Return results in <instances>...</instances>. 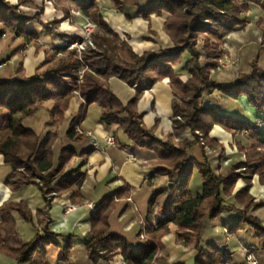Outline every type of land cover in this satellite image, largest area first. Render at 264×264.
<instances>
[{"label":"trees","instance_id":"trees-1","mask_svg":"<svg viewBox=\"0 0 264 264\" xmlns=\"http://www.w3.org/2000/svg\"><path fill=\"white\" fill-rule=\"evenodd\" d=\"M139 1L114 0V7L121 10L138 5ZM27 2L31 0H19L18 4L0 0V22L11 26L23 39L21 47L38 45V34L33 27L35 22L66 44L53 50L46 49V59L33 78L20 73L0 79V154L11 169L5 183L14 192L29 185L38 186L46 208L39 209L37 214L43 217L47 212L48 218L44 223V233H37L19 245L0 239V251L14 258L17 264H48V247L61 246L60 234L48 227L52 222L49 211L59 195L71 192L73 202L78 201L76 197L85 179V175L78 171L86 163L87 155L95 150L89 144L90 137L78 128H81L87 109L93 103L101 106L100 120L106 126L119 125L135 146L157 154L159 163L168 166L159 172L169 175L173 186L170 187L171 198L158 210L163 218L153 217L159 192L151 197L146 224L141 230L145 229L147 241L138 248L125 236L111 231L110 218L117 207L116 199L123 196L127 187L121 186L106 194L93 211L91 229L87 233L86 248L92 264H107L118 254H122L128 264H155L161 238L171 222L179 226L178 238L197 249L195 264L230 263L227 248L213 246L203 249L201 244L206 221L232 210L238 211L241 219L229 227V233L235 232L242 222H247L260 238L256 250L263 248L264 223L249 214L252 209L264 205L263 201H255L250 193L255 175L264 184V125L260 124L263 120L254 122L239 117L213 104L207 96L217 91L233 101L244 96L250 105L264 112V67L258 64L257 59L250 70L233 83H222L212 77V71L225 54L223 40L230 32L248 23L246 14L253 5L264 10V0H159L141 13L146 18L152 13L166 11L170 14L164 30L172 45L142 54L135 52L129 42L111 28L97 0H54L57 9L64 12V18L80 11L96 26L91 33L94 47L83 50L81 54L69 46L83 41L84 36L71 37L58 30L61 19L44 22V6L38 7V13L20 9ZM200 36L205 39L203 46L198 44ZM2 63L0 61V65ZM184 71L189 75L187 80L181 78ZM112 77L134 87L135 95L124 101L115 92L110 81ZM168 77L175 94L172 105L174 132L172 138L165 140L145 124L138 103L145 90ZM75 97H81L79 112L71 118L64 135L58 130L38 132L26 124V120L34 118L42 109L43 102L48 100L53 102L50 115L62 123ZM216 125L233 133L234 137L243 136V139L235 138V141L238 151L245 154V160L234 164L226 175L215 170L206 151L208 145L220 146L222 153L219 158L225 155L224 147L210 136ZM186 130H190L195 139L175 142L174 136H180ZM194 144L201 146L203 160L200 162L191 158L190 148ZM78 155L83 160L73 166L72 159ZM195 168L202 179V188L193 195L190 184ZM177 173L180 174L178 179L175 178ZM239 179H244L247 186L234 193ZM230 196H234L244 208L228 204L226 197ZM15 213L27 221L33 218L27 202L3 203L0 206V230L8 237L17 234ZM41 221L43 223L44 220ZM70 253L71 245L64 247L61 259L67 260Z\"/></svg>","mask_w":264,"mask_h":264},{"label":"crops","instance_id":"crops-1","mask_svg":"<svg viewBox=\"0 0 264 264\" xmlns=\"http://www.w3.org/2000/svg\"><path fill=\"white\" fill-rule=\"evenodd\" d=\"M10 1L14 4L19 3V0ZM31 1L36 7L44 6V13L42 14L44 22L50 23L54 19H61V25L58 30L65 32L71 37H83L82 25L84 23H90V21L82 12L74 11L71 16L64 18V12L57 9L54 0ZM97 2L105 20L111 28L118 33L122 39L127 40L135 52L142 54L145 51L170 47L172 45L170 36L164 30L165 21L170 14L164 11L162 14L152 13L149 18H146L141 13V10L151 7L158 3L159 0H140L138 5L126 6L121 10L114 7V0H97ZM253 6L264 12L259 6ZM36 7L22 5L24 11L26 10L27 12L35 11ZM260 21L261 19H259L257 23ZM252 25L253 23L249 21L246 25L241 26L247 29L242 39L245 41L244 43H246L244 46L250 47V49L254 47L253 45L258 46V40L262 37L264 30V27L258 29L257 26L256 30ZM33 27L38 34V45H27L30 52L26 57L25 73L23 74L27 78H33L37 70L41 68L46 59L47 48L53 50L57 46L66 44L65 41L51 35L42 24L35 22L33 23ZM250 27H252V29L249 30L248 28ZM143 33L148 34H146L145 38L139 39V35ZM233 39L237 40L236 38ZM168 42L171 44L166 46ZM259 45L261 46L262 44L260 43ZM32 47L34 48L33 50H31ZM36 53L39 55H36ZM2 64L5 65L7 62H3ZM19 64L20 62L14 66V72H18ZM19 74L18 72V75ZM9 77L13 76L9 74L5 78ZM188 77L189 75L185 71L181 75L182 80H187ZM212 77L219 82L228 84L238 79V76L235 77L232 71L225 73V71L215 70L212 72ZM110 81L115 92L124 101L129 100L135 95L136 89L122 79L112 77ZM217 92L207 96V99L211 100L213 104L216 103L220 105L223 110L239 117L249 118L254 122L264 120V112L261 113L250 105L246 97L243 96L239 100L233 101L229 97ZM174 98V90L171 80L168 77L158 81L151 88L145 90L138 103L139 111L144 114L145 124L149 128H154V133L165 140L172 138L174 132L172 120V105ZM47 102L53 103L51 100L45 101V103ZM80 103L81 97H75L71 101L70 107L65 113L66 119L60 123L62 125L59 131L62 135H64L68 129L71 118L78 114ZM47 115L50 116V112L43 106L34 119L36 118L35 120H37L38 123L42 122L46 125V123L51 122V117H47L49 120L44 121ZM101 115V106L98 103H93L89 105L86 118L81 125L83 130L94 132L99 138L101 148H95L91 154L87 155L86 163L78 171V173L85 175V179L76 197L78 199L76 202L78 206L77 209L65 214V203L73 202L74 199L72 198V193L69 192L67 196L64 195L63 197L57 198L53 202L54 207L49 211V217L52 223H56L60 228L58 230L72 233H70L71 236L67 238L64 236L65 240H60L61 246L51 245L48 247V264H92L88 258L86 243L87 233L91 229L92 214L95 209H92L88 204L92 202L97 205L102 198L112 190L121 186H125L128 189L121 198L116 199L118 202L117 207L110 218L111 231L125 236L131 243L132 241L129 239V235H135L137 241H139V244H137L135 248L143 246L147 241V239H142L139 234L143 228L141 219H146L148 215V204L153 194L159 192L154 206V211L157 212L159 207H162L172 196L170 190V187L173 186L170 185L172 182L171 177L159 172V170L168 168V166L159 163V157L154 151L135 146L131 138L119 125L113 124L106 126L100 120ZM27 122L28 119L26 120V123ZM29 126L32 127V125ZM42 126L41 128L43 131H49L48 128L45 130ZM109 135L115 137V145L107 144L106 138ZM210 136L223 144L226 149V155H224L222 159L219 158L220 152L217 148L214 149L212 154H208L215 170L222 175H226L234 164L244 160L238 155V147L235 141V138L243 139V136L237 135L234 137L233 133L226 131L219 125L214 126ZM184 139L193 141L195 138L190 130H186L180 136H174V140L177 142ZM89 144L93 145L91 137L89 138ZM190 155L194 162L203 160L200 144H194L190 148ZM81 160H83L81 156H75L72 159V165L75 166ZM10 172L11 169L5 164L4 156L0 154V206L5 202H17L20 199V190L14 192L5 183V179ZM179 177L180 174L177 173L175 178L178 179ZM246 186L247 182L244 179H239L234 193L244 189ZM201 188L202 179L198 170L195 168L190 189L192 194L195 195L201 191ZM250 193L255 197V201L264 202V184L260 182L258 175L253 177ZM226 202L236 205L239 209L244 208L242 204L236 202L234 196L226 197ZM51 214L57 219L56 222L52 219ZM249 214L260 218L264 223V205L257 209H252ZM15 216L18 225L22 218L18 213H15ZM240 219L241 216L236 210L227 211L216 218L208 219L203 230L201 247L203 249L213 246L227 248L231 264H245L246 259L242 252V248H258L260 238L256 230L247 222H242L235 232L225 233L224 228L229 229L232 224L240 221ZM154 220L155 218L151 221L153 222ZM79 226L83 227L82 237L84 236V238L82 241L80 240L81 242H78L82 243V245L77 247L76 245L78 243L75 241L76 237L73 232ZM55 228L56 227H54L53 230H55ZM167 228L166 234L161 238V248L159 249L158 259L155 261V264H187L189 261L195 264V258L198 254L197 249L193 245L187 244L178 238L177 230L179 226L176 223H169ZM22 236L23 234L18 230L15 236L10 237L6 236L4 232L0 230V239L9 240L11 243L27 241ZM24 237L30 239V237H26V235H24ZM68 245H71L70 256L67 260H62V251L64 247ZM256 253L259 257V264H264V247L256 250ZM0 264H17V261L0 251ZM107 264L128 263H126L122 254H118Z\"/></svg>","mask_w":264,"mask_h":264},{"label":"rangeland","instance_id":"rangeland-1","mask_svg":"<svg viewBox=\"0 0 264 264\" xmlns=\"http://www.w3.org/2000/svg\"><path fill=\"white\" fill-rule=\"evenodd\" d=\"M22 5L36 7V5L32 1L24 3ZM22 5L20 6V9L24 10L22 8ZM38 7L39 6L36 7L35 11H31L29 13H38V10H39ZM246 15H247L250 23H253V25H252L253 28H255L257 30V28L261 29L264 27V12L261 11L259 8L253 6L252 8L248 9ZM259 19H261V21L257 23V21ZM89 24L90 23H84L82 25L83 36H84V32H85V27ZM256 26H257V28H256ZM252 27H250L248 29L250 30V29H252ZM245 32H247L246 27L240 26V28L238 27L234 31L230 32L226 36V38L223 40L222 48L224 49L225 54L223 57L220 58L219 65L215 69L216 71H225V73L232 71V73L235 74V77L236 76L239 77L242 73H246L250 70V67H251V65L255 59L258 60L259 65L264 67V44L262 43L264 30L262 33V37H260V39L258 40V42H259L258 46L253 45L254 47L252 49H250V47L244 46L246 43H244L245 41H243L242 36L244 35ZM146 34H148V33H145V34L143 33V34L139 35L138 38L139 39L145 38ZM233 38H236L237 40H234ZM157 40H159V39H157ZM204 41H205V39L202 36H200L198 38L199 46H203ZM23 43H24L23 39L16 35L15 31L11 28V26H9L3 22H0V61L1 62H7V64H5V65L3 64L4 66L0 65V79L7 77L9 74H10V76L11 75L12 76H18V72L22 73V74L25 73L24 69H25L26 57L30 51H29V49H28L29 47L27 45H25L24 47H21L23 45ZM260 43L262 44L261 46L259 45ZM170 44L171 43L168 42V43H166V46H169ZM33 49L34 48L32 47L31 50H33ZM36 55H39V54L36 53ZM18 62H20L19 70H18V72L17 71L14 72L13 68H14V66L17 65ZM219 66H220V68H218ZM215 70H213V71H215ZM52 104L53 103H51V102H47V103L43 102L44 108H46L48 110L51 108ZM47 117H51V119H50L51 122L46 123V125L43 124L42 122L38 123L37 120H35L36 118L35 119L34 118L28 119V122L26 124L32 125V127L35 128L38 132H41V130H42L41 126L42 125H43L42 127H44L45 130L48 128L51 131H54V130L59 131L62 124L56 122L57 119H53L51 115L50 116L47 115L46 118L44 119V121L49 120V118H47ZM175 142H177V141H175ZM201 142L204 143L203 136H201ZM177 143H179V142H177ZM221 145L223 146V144H221ZM215 148H217L219 150L220 155H221L222 149L220 146L208 145V146H206V151L208 154H212L214 152ZM224 149H225V147H224ZM224 154L226 155V149L224 151ZM238 155L241 156L245 160V154L244 153L239 152ZM64 195L67 196V193L63 194V195H59L57 198L63 197ZM19 196H20V199L17 202H20L22 200L27 202V204L30 207V209L32 210V214H33L32 220H29V221H27L21 217L22 220L18 225H17V218H16L17 230L23 234L22 237L25 240L29 241V240H31V237L33 238L37 233H39V232L44 233V230H45L44 229L45 228L44 223L47 221L48 213L44 212L43 217H40L37 214V211L39 209H45L46 208V202H45V199L43 197V194H42L40 188L36 185H29V186L22 188L19 191ZM69 204L77 206V203H74L72 201ZM63 205H64V203H63ZM53 207L54 206H52V208ZM61 210H62V207H61ZM56 215H57V213H56ZM51 217L55 222L57 221V219L55 217H53L52 214H51ZM41 220H44L43 223ZM52 224H53V226H52ZM83 224H84V222H83ZM48 227L50 230L54 231L55 233L60 234V236H58L59 240H65L64 236L69 237V236H71L70 233H72V232L66 233L63 231L61 232L60 230H58L60 228L56 225V223L54 224L52 222L49 224ZM54 227H56L55 230H53ZM73 233L76 237L75 241L77 243L81 242L83 240V238H84V236L82 237L83 227L79 226L78 228H76V230ZM24 235H26V237H30V239H26L24 237ZM129 239L132 241L134 246L139 244V241H137L135 235L130 234ZM20 243L21 242H14L12 244L19 245ZM81 245H82V243H78L76 246L80 247ZM187 264H194V262L189 261V262H187Z\"/></svg>","mask_w":264,"mask_h":264},{"label":"built area","instance_id":"built-area-1","mask_svg":"<svg viewBox=\"0 0 264 264\" xmlns=\"http://www.w3.org/2000/svg\"><path fill=\"white\" fill-rule=\"evenodd\" d=\"M96 26L94 24H89L85 27V32H84V39L83 41H77L74 42L70 45V48H76L78 50V53L81 54V52L89 47H94V42L91 40V33L93 32V30H95ZM1 66H3V64H1ZM220 68V66L218 67ZM261 125H264V120L260 122ZM78 131H80L81 133H84L85 135L89 136L92 138V144L96 149H100L101 148V144L99 141V138L94 134L93 131H85L81 128H78ZM106 142L108 145H115L116 144V139L113 135H109L106 138ZM65 214H68L70 212H72L73 210H76L78 206L75 205H71L69 203H65ZM92 209L96 208V205L94 203H89L88 204ZM160 217L163 218L164 215L160 214L157 211L153 212V217ZM141 223L143 226H145L146 221L145 219H141ZM225 233H229L228 228H224ZM140 237L142 239H147V234L145 229L141 232ZM242 252L245 256L246 259V263L245 264H259V257L256 253V247H244L242 248ZM227 264H231V263H227Z\"/></svg>","mask_w":264,"mask_h":264},{"label":"water","instance_id":"water-1","mask_svg":"<svg viewBox=\"0 0 264 264\" xmlns=\"http://www.w3.org/2000/svg\"><path fill=\"white\" fill-rule=\"evenodd\" d=\"M21 81H23V79H21ZM170 185H173V183L171 182V184Z\"/></svg>","mask_w":264,"mask_h":264},{"label":"bare ground","instance_id":"bare-ground-1","mask_svg":"<svg viewBox=\"0 0 264 264\" xmlns=\"http://www.w3.org/2000/svg\"><path fill=\"white\" fill-rule=\"evenodd\" d=\"M252 35V34H251Z\"/></svg>","mask_w":264,"mask_h":264}]
</instances>
